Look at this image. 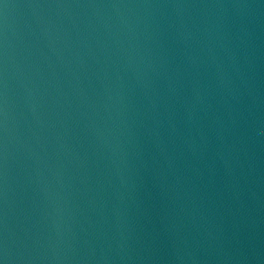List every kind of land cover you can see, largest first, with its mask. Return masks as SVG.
I'll return each mask as SVG.
<instances>
[{
	"label": "water",
	"instance_id": "obj_1",
	"mask_svg": "<svg viewBox=\"0 0 264 264\" xmlns=\"http://www.w3.org/2000/svg\"><path fill=\"white\" fill-rule=\"evenodd\" d=\"M0 264H264V0H0Z\"/></svg>",
	"mask_w": 264,
	"mask_h": 264
}]
</instances>
